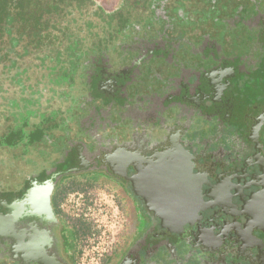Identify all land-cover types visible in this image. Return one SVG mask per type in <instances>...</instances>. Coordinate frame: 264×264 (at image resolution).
<instances>
[{
    "label": "flooded vegetation",
    "instance_id": "af4514ba",
    "mask_svg": "<svg viewBox=\"0 0 264 264\" xmlns=\"http://www.w3.org/2000/svg\"><path fill=\"white\" fill-rule=\"evenodd\" d=\"M80 1L50 0L49 4L59 14ZM151 1L142 3L145 11L154 10ZM132 9L124 10L129 21ZM203 11L206 20L212 18ZM187 15L191 17L190 12ZM149 16L132 25L138 30L147 25L144 33L152 35L150 40L161 37V47L137 54V49L118 46V54L126 51L121 53L124 59H134L127 68L119 70L120 66L109 62L91 66L84 77L89 93L85 111L90 117L78 123L79 137L70 139L66 124L50 125L47 120L30 126L24 119H15L3 128L1 148H20L27 155L33 144L54 139L60 150L52 143L55 150L38 155L28 173L11 169L12 175L0 182V264H76L77 229L66 223L59 204L67 183L88 181V176L95 175L118 188V198L133 223V239L118 264H264V93L241 107L231 92L237 76L248 81L257 75L262 46L251 44L249 51L239 54L234 67L223 61L220 65L212 54L201 59L204 63L198 58L210 66H196L180 79L171 78L162 93L148 91L144 100L134 95L132 101L118 106L115 96L125 98V85L140 84L151 61L168 64L179 56L176 43L171 45L162 30L155 31L157 20ZM125 22L120 23L121 29L113 25L105 37L124 32L129 24ZM231 22H237L236 15ZM243 23L264 39V10L256 16L253 12ZM202 43L196 52L192 45H185L190 53L201 55L211 47L221 60L231 59L220 55L207 37ZM179 88H185L184 102L166 116L163 106L180 93ZM206 121L211 122L209 130H204ZM58 131L61 135L54 137L52 132ZM176 152L184 155L179 159L164 156ZM174 160L186 168L187 179V186L181 195H173L174 200H185L183 209L189 210L186 214L191 220L168 229L146 206L145 191L138 188V182L142 172L161 167L158 162ZM146 178L145 186L151 187L159 175L150 173Z\"/></svg>",
    "mask_w": 264,
    "mask_h": 264
},
{
    "label": "rangeland",
    "instance_id": "374dc122",
    "mask_svg": "<svg viewBox=\"0 0 264 264\" xmlns=\"http://www.w3.org/2000/svg\"><path fill=\"white\" fill-rule=\"evenodd\" d=\"M202 1L205 0H154L151 1L154 10L145 11L142 0H82L77 7L67 9L61 5L64 10H60L59 14L53 10L44 15L42 21L46 22L47 30L39 33L32 27L17 32L16 26H11L12 20L7 19L4 34L11 39L5 50L0 51V133L15 119L18 122L24 119L30 126L47 120L50 125L53 122L66 124L70 139L79 137L76 134L78 123L90 117L85 111L89 93L84 88V77L88 76L86 74L91 71V66L109 62L115 64V68L120 66L119 70L127 68L134 59L132 56L131 59H124L121 53L125 55L126 51L118 54V46L121 50L126 47L137 49V54L139 51L148 52L153 46L161 47V37L150 40L152 35L144 33L147 25L139 27V30L132 25L134 20L139 22L149 15L154 21L157 20L153 22L154 30L166 33L171 45L176 43L179 56H174L173 62L168 64L151 61L145 70L146 77L140 79V84L125 85V98L115 96L118 106L132 101L134 95L144 100L148 99V91L162 93L171 85V78L180 79L182 74L194 71L196 66L209 67L201 59H207L211 54L217 62L220 61V65L223 61L222 64L233 67L239 54L249 51L251 44L259 42L264 54V39L243 23L253 12L255 16L262 14L264 0H212L204 4ZM35 2L46 5L47 0L41 1L42 4L38 0ZM127 7H133L131 23L124 16ZM203 10L210 12L212 18L206 20ZM179 12H182L180 16ZM188 12L192 18L187 17ZM234 15L237 22L233 24L231 20ZM122 20L129 22L127 29L124 32L121 30L123 35L119 31L117 36L105 37L111 34L108 30H113V25L121 26ZM206 37L215 44L220 55L231 58L228 61L232 62L224 58L221 60L211 47L201 55L189 52L191 49L185 44L192 45L196 52ZM4 51H8V54ZM261 61V68L253 79L247 81L243 76L233 79L235 85L231 92L241 107L264 93V55ZM122 81L126 82L125 79ZM202 87L200 85L199 88ZM184 89L179 88L177 96L167 99L169 103L163 106L166 116L175 112L176 105L183 104L186 96ZM105 90L108 93L111 91L108 86ZM100 106L106 107L102 101ZM131 110L137 111L136 108ZM136 115L139 113L136 112ZM210 124L206 121L204 130H209ZM64 131L62 127V135ZM52 133L54 137L61 135L59 131ZM198 135L201 136L202 132ZM53 141L41 140L33 144L27 155L20 148L10 150L0 147V182L12 175L11 169L17 168L18 174L28 173L30 164L38 161V155L55 150L52 143L60 150ZM87 180L67 183L59 204L66 223L79 231L75 262L118 264L133 239V223L125 214L117 187L97 175L88 176Z\"/></svg>",
    "mask_w": 264,
    "mask_h": 264
},
{
    "label": "water",
    "instance_id": "95a60500",
    "mask_svg": "<svg viewBox=\"0 0 264 264\" xmlns=\"http://www.w3.org/2000/svg\"><path fill=\"white\" fill-rule=\"evenodd\" d=\"M181 150L180 146L177 147ZM182 152H176L174 154L167 153L164 155L167 158L177 157L178 159L184 155ZM161 167L154 170H146L139 176V189L145 191L142 197L146 201V206L154 211L160 218L162 226L168 229H174L181 227L184 224L190 222V217H187L186 213H189L184 201H175L173 195H181V191L187 186L186 168L180 165V160L176 162H158ZM157 167V166H155ZM155 173L159 175V178L155 183L151 184V187L145 186L147 180L146 175ZM200 200V199H199Z\"/></svg>",
    "mask_w": 264,
    "mask_h": 264
},
{
    "label": "trees",
    "instance_id": "16d2710c",
    "mask_svg": "<svg viewBox=\"0 0 264 264\" xmlns=\"http://www.w3.org/2000/svg\"><path fill=\"white\" fill-rule=\"evenodd\" d=\"M38 1L42 4L41 1L43 0ZM145 1L146 0H142L143 3ZM49 2L50 0H47V3H45L46 5H39L35 0H0V51L5 50L4 48L7 46L8 40L11 39L9 35V37H7V35L4 34V25L9 18L12 20L11 26H16L17 32L31 27L37 30L38 33L39 31L43 32L47 30L46 22L42 21L43 16L56 9L51 7ZM21 23L23 26H21ZM4 53L8 54V51H4ZM78 233L79 231L77 230V236Z\"/></svg>",
    "mask_w": 264,
    "mask_h": 264
}]
</instances>
